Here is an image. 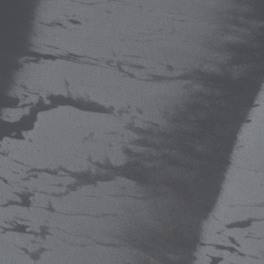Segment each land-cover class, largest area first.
<instances>
[{"label":"water","instance_id":"water-1","mask_svg":"<svg viewBox=\"0 0 264 264\" xmlns=\"http://www.w3.org/2000/svg\"><path fill=\"white\" fill-rule=\"evenodd\" d=\"M0 264H264V0H0Z\"/></svg>","mask_w":264,"mask_h":264}]
</instances>
